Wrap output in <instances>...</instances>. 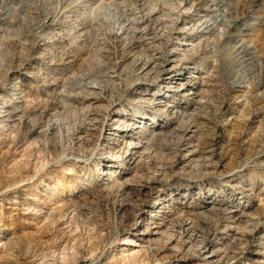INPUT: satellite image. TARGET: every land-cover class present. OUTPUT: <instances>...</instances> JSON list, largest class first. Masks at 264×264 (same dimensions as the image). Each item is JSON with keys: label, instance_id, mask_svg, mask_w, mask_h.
<instances>
[{"label": "rangeland", "instance_id": "obj_1", "mask_svg": "<svg viewBox=\"0 0 264 264\" xmlns=\"http://www.w3.org/2000/svg\"><path fill=\"white\" fill-rule=\"evenodd\" d=\"M167 263L264 264V0H0V264Z\"/></svg>", "mask_w": 264, "mask_h": 264}, {"label": "bare ground", "instance_id": "obj_2", "mask_svg": "<svg viewBox=\"0 0 264 264\" xmlns=\"http://www.w3.org/2000/svg\"><path fill=\"white\" fill-rule=\"evenodd\" d=\"M174 8V7H173ZM185 27H182V29H184ZM185 40V39H184ZM189 40H192V39H189ZM150 61V60H149ZM152 61V60H151ZM174 63V62H173ZM178 64V63H177ZM164 67L165 68H167V69H169V70H175V69H173V68H175L176 67V65L175 64H173V65H171V63H165V65H164ZM173 72V71H172ZM146 73V72H145ZM195 77V76H194ZM197 77V76H196ZM168 78H170V77H168ZM189 80V79H188ZM171 83H174V80L172 79V81H170ZM182 83V82H181ZM183 84V86H184V92H189L190 94H197L196 93V91H195V88H194V86H190V84L187 82H184V83H182ZM192 84V83H191ZM181 85V84H180ZM186 86V87H185ZM177 87V86H176ZM181 87V86H180ZM183 88V87H182ZM161 92H162V90H160ZM166 91V90H165ZM167 92V91H166ZM184 95V94H183ZM161 102H163V101H160V103ZM127 119V118H126ZM126 119L125 118H123V117H118V116H116V117H113V118H111V121L113 122V125H118V124H122V123H124V125L127 123V121H126ZM121 124L117 127V126H115V127H117V129L116 130H119V128L120 127H122L121 126ZM135 124V130L136 129H141V130H144L145 128H146V126L145 125H143L142 124V122H140V123H138V124H136V123H134ZM130 132H133L132 131V129H130ZM134 135V134H133ZM130 136H132V134H130ZM129 144L130 145H132V147H131V150H132V152H131V154L130 155H133L134 154V151H135V149L136 148H138V146H136V145H134L133 146V144H134V142H133V138H130L129 139ZM130 150V149H129ZM103 172V174H105V175H109L110 176V178H113V176H114V174H115V172L113 171V168H111L110 170H103L102 171ZM117 178V177H116ZM232 212V211H231ZM232 217V219L233 218H235V215L234 216H231ZM237 217V216H236ZM261 220V219H260ZM259 224H261L259 221L258 222H256V223H253L252 225L254 226V225H259ZM230 225V224H229ZM251 225V224H250ZM231 228H233V226L231 227ZM158 230V229H157ZM156 232V231H155ZM124 243H126V244H128V243H133V239H131L130 237H127V238H125L124 239ZM121 255H122V257L125 259V260H127L129 263H132V262H135V260L138 258L137 256L138 255H140V252H139V249L138 250H135L134 248H129V247H124L123 249H122V251H121ZM167 264H171V263H167Z\"/></svg>", "mask_w": 264, "mask_h": 264}]
</instances>
